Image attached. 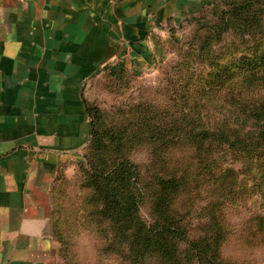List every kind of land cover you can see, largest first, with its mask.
<instances>
[{
	"label": "crops",
	"instance_id": "0c3cea01",
	"mask_svg": "<svg viewBox=\"0 0 264 264\" xmlns=\"http://www.w3.org/2000/svg\"><path fill=\"white\" fill-rule=\"evenodd\" d=\"M205 2L0 0V264H66L52 221L90 141L86 88L159 57Z\"/></svg>",
	"mask_w": 264,
	"mask_h": 264
},
{
	"label": "trees",
	"instance_id": "16d2710c",
	"mask_svg": "<svg viewBox=\"0 0 264 264\" xmlns=\"http://www.w3.org/2000/svg\"><path fill=\"white\" fill-rule=\"evenodd\" d=\"M224 4L227 9L220 12L212 34L191 53L198 63L207 59L204 56L212 47L209 40L213 41V35L220 37L228 31L238 32L237 29L256 31L254 26L261 24L257 18L264 0H230ZM257 30L260 32L261 28ZM253 43L257 53L243 54L223 65L206 62L201 67L203 77L195 82L189 80L190 84L182 87L179 112L165 109L158 117L160 125L156 129L150 128V120L156 115L142 113L138 129L145 127L148 132L142 136L157 138V147L168 159L167 173L157 179L152 223L146 224L136 216L142 198L138 166L124 150L118 149L121 141L114 138V125L103 132L94 120L96 110L85 102L90 141L75 178L70 183L63 181V189L58 190L52 221L53 235L60 243L59 256L66 264H76L73 250L82 234H92L103 242L100 254L114 253L119 262L128 264H178V255L183 256L185 264H234L221 255L232 234L225 209H214L210 214L212 238L190 240L180 219L173 214V205L183 199L180 197H189L190 183L220 185L219 190L225 188L231 197L229 204L238 205V181L244 173L217 167L226 160V152L233 165L255 161L248 174L259 181L256 190L264 189V40ZM190 98L193 105H185ZM133 120L131 127L135 125ZM119 138L125 140L122 145L133 141L124 131ZM219 182L232 184L229 187ZM253 222L251 233L264 235V217L255 215ZM182 245L183 251L179 250Z\"/></svg>",
	"mask_w": 264,
	"mask_h": 264
},
{
	"label": "rangeland",
	"instance_id": "374dc122",
	"mask_svg": "<svg viewBox=\"0 0 264 264\" xmlns=\"http://www.w3.org/2000/svg\"><path fill=\"white\" fill-rule=\"evenodd\" d=\"M227 2L230 0H206L192 15L184 17L175 23L173 29L168 30L170 34L167 42L162 40L163 52L159 57L145 59L146 64L143 63L144 66L140 69L124 68L116 73L103 74L86 88L85 102L96 110L94 120L98 127L105 132L114 125V138L122 143L125 142L119 138L122 131L133 139L127 145L118 142V149L126 152L129 160L138 166L141 173L142 198L136 216L146 224L154 220L152 207L158 193L157 179L167 173L168 159L157 147V138L142 136L148 132L145 127L138 129L142 113L145 116L149 112L156 115L150 120L151 130L156 129L160 125L158 117L165 113V109L179 112L182 87L189 85V80L195 82L200 76L203 77L201 67L206 62L209 65H223L243 54L257 53L253 42L259 40L262 43L264 40L263 7L257 18L261 24L259 27L254 26L256 31L253 28L244 31L237 29L238 32L228 31L220 37L213 35V41L209 40L212 47L204 56L207 59L198 63L197 57L191 53L197 51L212 34V26L218 23L220 12L227 9V4H224ZM259 28L260 32L257 30ZM192 103L193 99L190 98L185 105L192 106ZM132 119L135 122L133 127L129 125ZM107 145L110 146V143ZM227 153L226 160L217 164V167L233 168L244 173L238 181L241 202L238 205L229 204L232 203L229 200L231 197L226 195L225 188L219 190L220 185L212 187L189 182V197H180L183 199L173 205V214L180 219L188 239L196 240L202 237L212 238L210 214L214 209H222V212L225 209V219L232 234H229L222 248V258L234 264H264V235H253L252 230H249L254 226L255 215L264 217V189L261 187L256 190L259 181L254 180L253 174H248L256 162L245 160L242 164L233 165ZM231 184L232 182H227L224 185L230 187ZM216 203L219 205L215 207ZM101 242L92 234H82L81 242L73 250L76 264H128L119 262L114 253L100 254L98 250L102 247ZM184 248L182 245L179 250L183 251ZM177 258L178 264H185L183 256L178 255Z\"/></svg>",
	"mask_w": 264,
	"mask_h": 264
}]
</instances>
